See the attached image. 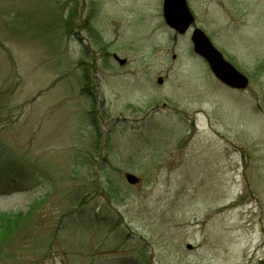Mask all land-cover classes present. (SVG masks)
<instances>
[{
	"label": "rangeland",
	"instance_id": "1",
	"mask_svg": "<svg viewBox=\"0 0 264 264\" xmlns=\"http://www.w3.org/2000/svg\"><path fill=\"white\" fill-rule=\"evenodd\" d=\"M186 2L0 0V264H264V0Z\"/></svg>",
	"mask_w": 264,
	"mask_h": 264
},
{
	"label": "water",
	"instance_id": "2",
	"mask_svg": "<svg viewBox=\"0 0 264 264\" xmlns=\"http://www.w3.org/2000/svg\"><path fill=\"white\" fill-rule=\"evenodd\" d=\"M162 19L168 27L178 35H184L189 27L194 23V17L187 7L186 0H162ZM190 42L195 55L200 57L208 66L213 77L222 85L232 90H245L248 86V79L243 74L238 72L233 66L228 63L222 55L213 48L212 43L198 28L191 32ZM114 59L119 65L125 64L124 60ZM162 79H157V84L160 85ZM129 185L138 184L139 179L131 174H125L123 177ZM187 248H190L188 246Z\"/></svg>",
	"mask_w": 264,
	"mask_h": 264
},
{
	"label": "trees",
	"instance_id": "3",
	"mask_svg": "<svg viewBox=\"0 0 264 264\" xmlns=\"http://www.w3.org/2000/svg\"><path fill=\"white\" fill-rule=\"evenodd\" d=\"M1 155L4 156V158H6V160H10L9 156L8 155H5L6 153H4L3 151H1ZM4 217V216H3ZM3 217H0V221L3 220L2 218ZM8 218H6L7 220ZM142 252V253H141ZM138 257H136L138 260H136L138 263H136V261H133L131 260L132 262L130 264H150L147 260H145V257L143 255V251H140L138 252V254H136ZM140 257V258H139ZM144 258V259H143Z\"/></svg>",
	"mask_w": 264,
	"mask_h": 264
}]
</instances>
